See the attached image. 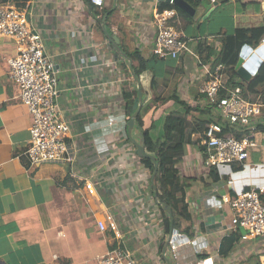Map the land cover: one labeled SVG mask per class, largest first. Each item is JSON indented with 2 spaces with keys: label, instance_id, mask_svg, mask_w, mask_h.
I'll return each mask as SVG.
<instances>
[{
  "label": "crops",
  "instance_id": "crops-1",
  "mask_svg": "<svg viewBox=\"0 0 264 264\" xmlns=\"http://www.w3.org/2000/svg\"><path fill=\"white\" fill-rule=\"evenodd\" d=\"M163 1L105 0L94 11L88 0L27 2L31 25L41 31L46 51L60 67L58 102L72 128L66 138L72 160L64 163L30 164L26 151L32 116L10 78L7 59L14 54V44L0 37V264H100L116 243L111 231L98 227L103 205L111 209L137 264H167L171 258L164 252L169 235L154 196L153 174L128 134L131 118L123 91L135 86L139 92L141 85L133 76L130 58H126L128 70L123 59L114 55L117 49L105 31L118 36L120 52L138 50L150 57L157 35L154 11ZM207 1L210 5L198 12L199 38L187 43L189 50L179 58H166L174 64L172 73L168 67L154 79L153 74L147 75L144 86L150 98L145 100L144 94L143 104L157 102L158 109H164L174 104L164 102L174 91L189 105L198 104L206 83L202 65L213 66L214 61L211 57L203 62L207 50L202 40L213 44L217 54L222 43L216 34L264 27L262 0ZM105 10L101 18L99 13ZM174 24L186 37L189 30L178 13ZM110 117L115 122L112 127L107 126ZM203 158L199 148L188 146L178 164L181 175L190 179L186 200L192 221L188 233H183L191 238L205 235L209 248L203 254L217 258L218 264H264V234L241 239L227 257L218 253L223 238L234 232L223 196L256 186L264 189V132L248 162L219 170L226 178L209 179ZM87 180L96 185L94 196L86 195ZM210 186L217 197L211 193V201L206 192Z\"/></svg>",
  "mask_w": 264,
  "mask_h": 264
},
{
  "label": "built area",
  "instance_id": "built-area-1",
  "mask_svg": "<svg viewBox=\"0 0 264 264\" xmlns=\"http://www.w3.org/2000/svg\"><path fill=\"white\" fill-rule=\"evenodd\" d=\"M91 3L101 8L105 0H91ZM169 3L174 4L173 0ZM176 15L174 8L154 11L157 35L153 53L161 58L177 59L182 52L189 50L184 34L174 24ZM0 37L8 38L14 44V54L7 59L10 78L17 85L19 98L32 116L30 145L26 151L30 164L71 161L72 154L66 138L72 128L62 117L58 102L60 67L46 51L41 31L31 25L27 7L0 4ZM260 45H264V38ZM202 67L206 77L201 89L204 97L198 104H191L187 113L206 124L203 132L192 134L202 148L204 167L221 169L226 165L246 163L258 148V137L264 132V102L261 97L255 101L246 99L240 87H227L222 65L213 68L212 65L204 64ZM158 108L159 103L146 102L139 115L143 119L152 117ZM114 124V119L110 117L107 126L112 127ZM236 130L242 133L241 138L235 136ZM123 137L127 138V133ZM263 190V187L256 186L222 198L224 203L231 205L232 226L234 231L240 229L243 232V240L264 234ZM85 192L87 196L96 194L93 181L85 182ZM97 224L100 230L111 231L116 240L109 252L100 259V264H137L107 205L101 208ZM167 241L174 264H218L217 258L212 256L196 260L209 248L205 235L191 238L173 230Z\"/></svg>",
  "mask_w": 264,
  "mask_h": 264
},
{
  "label": "trees",
  "instance_id": "trees-1",
  "mask_svg": "<svg viewBox=\"0 0 264 264\" xmlns=\"http://www.w3.org/2000/svg\"><path fill=\"white\" fill-rule=\"evenodd\" d=\"M28 1L30 0H0V4L11 3L18 8H25ZM186 1L190 2L195 7L199 4L198 0ZM88 6L92 11L96 9L91 3V0H88ZM168 8H174L179 17L185 21L184 29L189 30L187 36L184 37L187 43H190L193 39L199 38L200 20H197L195 17L181 10L175 4H171L167 1L161 2L159 7L160 11ZM106 11L107 10L99 13L101 18L105 15ZM215 36L222 43V48L220 52L216 54L213 44L209 46L208 40L203 39V49L207 50L206 58L203 59V62H205L206 59L214 57L213 68L222 65V73H224L225 76L228 74L227 79H225L227 87H240L242 95L246 99L255 101L258 97H261L264 102V91L261 92V88L264 86V63L258 73L249 81L240 80L241 77L236 71V63L240 49L246 44L253 47L258 46L260 41L264 38V27L251 29L240 28L233 34L220 32ZM122 51L124 53L115 50L114 55L117 58L123 59L128 70L130 62L129 59L126 58H130L133 63V76H136L141 85L143 95L146 94L145 100H147L150 97L144 86L146 78L150 76L151 73L153 74L154 79L160 75L163 68L165 70L168 69V67H170L168 72L172 73L174 64L168 61V59L161 58L154 53L150 57H144L138 50L129 53L122 48ZM164 70L162 71V74L166 71ZM153 79L152 82L154 81ZM165 87L166 86L160 88L161 93H163ZM138 96L139 92L135 86L134 88L126 87L123 91L125 110L130 115V118L135 112L134 105ZM168 100H173L174 104L165 107L164 109H157L149 121L138 115L136 117L135 126L138 130V134H143L146 138V152L153 155L158 163V170L154 177V185L156 186L157 199L159 202L158 206L164 217V228L167 235H169L172 230L171 217L169 213H167L165 207L170 208L172 211L174 229L188 233L189 228L191 227L192 213L190 205L186 200L187 190L190 187V179H186L181 175L178 169V164L186 156L188 146H195L202 150L198 144V140L193 139L192 134L203 132L206 128L204 122L187 113L190 105L182 100L180 96L177 95L176 91H174L172 95L164 98V102H167ZM235 136L241 138L242 133H239L236 130ZM141 160L143 164L149 168L151 174H153L155 162L151 159L142 157ZM219 170L220 169L217 167L208 169L209 179L216 182L220 178H226V176H221ZM261 198L264 202V193L261 194ZM242 235L243 232L238 229L231 235L225 236L218 251L219 256L222 258L227 257L242 239ZM206 256L207 254L199 255V261L203 260Z\"/></svg>",
  "mask_w": 264,
  "mask_h": 264
},
{
  "label": "water",
  "instance_id": "water-1",
  "mask_svg": "<svg viewBox=\"0 0 264 264\" xmlns=\"http://www.w3.org/2000/svg\"><path fill=\"white\" fill-rule=\"evenodd\" d=\"M167 2H170V0H165ZM174 4L179 7L181 10L185 11L189 15L195 17L197 19L199 15V9L200 8H206V2L205 0H198V2L201 4L199 6H193L190 2L186 0H173ZM264 10V0L261 2ZM212 11L210 9L207 14H209ZM106 35L110 42L114 45V47L118 50L121 51L120 47V39L118 38L117 35H111L106 29ZM123 53V52H122ZM264 63V45H260L258 47H253L251 45H244L238 54V59L236 63V71L238 75L244 80V81H249L253 76H255L258 71L260 70L261 66ZM135 79L137 80L136 76H134ZM138 81V80H137ZM144 102V97L141 91V88H139V96L138 99L135 101L134 109L135 112L133 113L131 119L128 122V134L130 138L133 140V142L136 145L137 153L140 157L142 158H147L153 160L155 162L154 165V172L152 175V181L154 182V177L157 173L158 170V163L156 162V158L153 155H150L146 152L145 150V145H146V138L143 134L139 135V138L136 140L133 137V129L136 125V117L139 115L141 107ZM154 196L157 201V190L156 186L154 185ZM167 213H169L171 217V230H174V224H173V216H172V211L170 208L165 207ZM164 252L169 254L168 251V241L165 245ZM167 264H174L172 259L167 258L166 259Z\"/></svg>",
  "mask_w": 264,
  "mask_h": 264
},
{
  "label": "rangeland",
  "instance_id": "rangeland-1",
  "mask_svg": "<svg viewBox=\"0 0 264 264\" xmlns=\"http://www.w3.org/2000/svg\"><path fill=\"white\" fill-rule=\"evenodd\" d=\"M205 2H206V5L207 6H209L210 4H209V1H207V0H205ZM258 46H260V44L258 45ZM258 46H256V47H258ZM112 52H113V50H112ZM163 109V108H162ZM141 159V158H140ZM258 168V167H257ZM204 188L202 187L201 188V190H203ZM206 189V188H205ZM207 191L206 192H209V195H208V197H209V200L211 201L214 197H212L213 195H211V193H213L214 194V196L216 197V193H215V191L212 189V187L210 186V187H208V189H206ZM217 198V197H216ZM225 210H227L228 212H229V215L231 216L232 215V209H231V205L230 204H226L225 205Z\"/></svg>",
  "mask_w": 264,
  "mask_h": 264
},
{
  "label": "clouds",
  "instance_id": "clouds-1",
  "mask_svg": "<svg viewBox=\"0 0 264 264\" xmlns=\"http://www.w3.org/2000/svg\"><path fill=\"white\" fill-rule=\"evenodd\" d=\"M140 157V156H139ZM141 158V157H140ZM157 201H158V199H157ZM174 230H176V229H174Z\"/></svg>",
  "mask_w": 264,
  "mask_h": 264
}]
</instances>
